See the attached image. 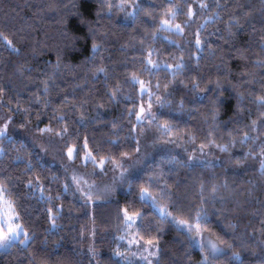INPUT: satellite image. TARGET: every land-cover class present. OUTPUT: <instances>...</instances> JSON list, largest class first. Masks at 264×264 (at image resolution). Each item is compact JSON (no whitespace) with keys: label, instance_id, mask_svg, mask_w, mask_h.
Listing matches in <instances>:
<instances>
[{"label":"trees","instance_id":"1","mask_svg":"<svg viewBox=\"0 0 264 264\" xmlns=\"http://www.w3.org/2000/svg\"><path fill=\"white\" fill-rule=\"evenodd\" d=\"M134 76L155 118L137 122L148 93ZM261 96L264 0H0V113L9 115L0 185L30 237L0 249V264H132L116 255L125 209L139 213L140 243L158 247L154 264H205L191 233L141 188L175 218L201 217L200 230L224 248L207 264H264ZM22 125L46 127L78 160L87 151L133 158L137 130L149 125L183 152L150 158L111 198L84 199L59 165L10 134ZM197 148L217 160L190 162Z\"/></svg>","mask_w":264,"mask_h":264},{"label":"rangeland","instance_id":"2","mask_svg":"<svg viewBox=\"0 0 264 264\" xmlns=\"http://www.w3.org/2000/svg\"><path fill=\"white\" fill-rule=\"evenodd\" d=\"M145 86L146 89H148V86L146 84ZM146 93H148L147 90L143 94ZM153 100L154 98L151 95V112L154 114L156 108L153 104ZM148 103L149 94L146 95V101L142 104L145 108V113L142 115H145L146 119L152 117L147 115ZM8 117L9 115L6 111H2L0 113V129L7 130L9 128ZM142 121H138L137 119V122ZM47 130L48 129L44 126L35 128L30 125H22L13 128L10 134L21 137L25 143H28L36 148L40 152L42 157H44L45 159L49 158L48 160H51L52 162L54 161L55 164L59 165L63 170L66 185L70 189L76 191L78 195L84 199H88L89 196L91 197V199L111 198L123 187V184L128 177L133 176L141 171L146 161L150 158L165 154L177 156L179 153L183 152L181 151L182 147H180L178 144H174L172 140H159L154 133L151 125H149L147 128L140 126V128L137 130V154L133 158H124L120 162L110 163L104 160L103 167H100L98 164H93L90 159L87 163L84 162V155L89 151L83 152L81 160H78L76 158L77 148H75V146L62 147L56 140L55 135L48 132ZM69 147H74L73 156L71 158L68 156ZM216 160V155L214 156V154H211L207 150L204 151L202 148H197L189 161L192 163H196L203 161L211 162ZM117 164L122 166V168L124 169L123 173L121 172V167L116 166ZM86 193L88 195H86ZM2 195L4 201H10L12 203L5 192H3ZM2 208L3 204L0 203V209ZM129 214L131 215V213ZM168 216L172 219L175 218L171 214ZM136 219L133 223L127 224L125 233L120 236V241L123 244L121 246L120 252L125 255V259L132 262V264H149V262L150 264H154V258L157 256L158 247L154 244L142 245L140 243V240L137 239L136 236ZM173 220L179 227L187 230L185 225L177 223L178 221L186 220L178 218H175ZM187 222L189 225L193 226L191 235L193 237L194 244L202 252V257L200 259L201 263H209L214 256L224 251V248L215 239L205 235L201 230L200 234L197 235L194 227L196 223H192L189 221ZM15 223L22 225L19 219H16ZM23 229L27 233L28 238L25 239V236L21 234L19 239L15 241L21 240L23 243H27L30 237L24 227ZM199 240H203L204 242L203 249H201L199 244L195 243V241ZM130 241L132 242L130 243ZM209 241L215 242L220 251L215 253L212 252ZM13 242H11V244ZM8 247H3L0 249H6ZM151 253L155 254L152 255Z\"/></svg>","mask_w":264,"mask_h":264},{"label":"snow or ice","instance_id":"3","mask_svg":"<svg viewBox=\"0 0 264 264\" xmlns=\"http://www.w3.org/2000/svg\"><path fill=\"white\" fill-rule=\"evenodd\" d=\"M201 7H205V5L203 3H201L200 5ZM109 7H111V5H109ZM176 15L175 12H172V17L174 18ZM188 15L189 17H191L193 15L192 9L189 6L188 9ZM163 25H170V21L169 20H164L163 21ZM175 28L178 31H183V29L180 27V25H175ZM3 39L5 40V42L14 48V45H12V41L9 40L7 37H3ZM196 44L197 46L200 45L201 41L199 39V35L197 34L196 36ZM93 47L95 48L96 46L93 45ZM148 64L153 65V67H156V65L153 64V62L151 60L148 61ZM171 67V66H169ZM177 68H183V64L177 65ZM150 70V69H149ZM100 71H103V69H100ZM135 82H138L141 86L140 91L141 94H143L146 90L148 91L149 94V103H148V110H147V115L148 116H152L153 118H155L154 114L151 112V92L150 89H146V86L144 84V82L142 80H139L137 77H133ZM157 87H159V85H157ZM157 102L161 103V107H163V103L160 101V98L157 97ZM259 102L261 104H264V96H261L258 98ZM145 113V108L143 107V105H141L139 112L136 113L137 119L138 121H142L144 119H146L145 115H142ZM253 124H255V121H253ZM159 127H161V129L165 132V133H170V128L169 126L165 123L163 125H159ZM2 129H0V134H2ZM50 131V129H49ZM66 131V129H65ZM245 139H247V133H245ZM84 147H87V143L85 142ZM203 147V146H201ZM218 147H221L218 145ZM73 151H74V147H69L68 148V156L71 158L73 156ZM77 155H79V153H76ZM261 155H264V150H262ZM84 162L87 163L89 161V159L91 160V162L93 164H98L100 167H103L104 165V158H101L99 161L96 160V158L94 156H92L91 152H87L84 155ZM117 167H121V172L123 173L124 169L122 168V166H120L119 164L116 165ZM262 167H264V165H262ZM5 191V189L3 188V186H0V203L3 204V208L0 209V248L3 247H8L11 242L18 240L19 237L21 236V234H23L25 236V239H27V233L24 231L22 225L15 223V220L18 219V213H16L15 208L13 206V204L10 201H4L3 199V192ZM86 195H88L86 193ZM141 197L144 200H149L152 202L153 206L156 207V209L160 212V214L164 217L170 215V213L167 211V209L163 206L157 203L156 198L152 195V193L148 190V188H141ZM89 199H91V197L89 196ZM139 213H133V214H129L127 209L124 210V221L126 224H131L134 222V220L136 218H138ZM175 219V218H173ZM201 219V217L199 215H197V223L194 225L195 230L197 235L200 234V229H201V225L199 223V220ZM54 223V221H53ZM178 224L181 225H185L187 230L191 233L193 226L189 225L187 221H178ZM132 241H130L131 243ZM150 243V242H149ZM195 243L199 244V246L201 247V249L204 248V242L203 240H199V241H195ZM221 243H223V241H221ZM210 247H211V251L212 252H219L220 249L217 247V244L215 242L209 241ZM152 255H154L155 253H151ZM116 255H123L120 252H116ZM150 264V262H149Z\"/></svg>","mask_w":264,"mask_h":264}]
</instances>
